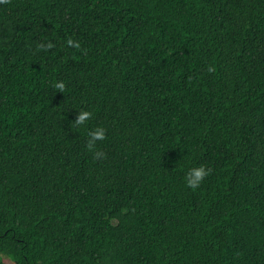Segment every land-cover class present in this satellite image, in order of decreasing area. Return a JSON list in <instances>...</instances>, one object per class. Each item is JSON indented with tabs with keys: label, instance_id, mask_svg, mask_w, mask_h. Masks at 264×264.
Segmentation results:
<instances>
[{
	"label": "trees",
	"instance_id": "obj_1",
	"mask_svg": "<svg viewBox=\"0 0 264 264\" xmlns=\"http://www.w3.org/2000/svg\"><path fill=\"white\" fill-rule=\"evenodd\" d=\"M0 264H264V0H0Z\"/></svg>",
	"mask_w": 264,
	"mask_h": 264
},
{
	"label": "clouds",
	"instance_id": "obj_2",
	"mask_svg": "<svg viewBox=\"0 0 264 264\" xmlns=\"http://www.w3.org/2000/svg\"><path fill=\"white\" fill-rule=\"evenodd\" d=\"M68 44L74 47H79V44L77 42H74L72 40L68 41ZM41 47H44L41 45ZM47 47H52L51 44L47 45ZM56 87L59 89H63L64 85L62 83L56 84ZM91 116V113L89 112H81L76 119V123L83 124L86 120H88ZM93 139L89 142L92 144L95 140H102L104 139V131L103 129H97L94 133H92ZM97 157L101 155V153H96ZM209 171L207 170L203 165L193 167L189 170L185 177L186 185L189 188L195 189L200 186V184L205 180V178L209 175Z\"/></svg>",
	"mask_w": 264,
	"mask_h": 264
}]
</instances>
